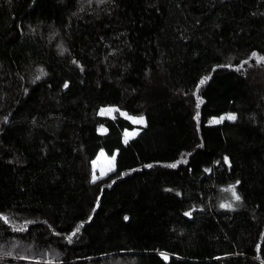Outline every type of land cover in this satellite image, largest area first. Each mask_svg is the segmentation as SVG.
<instances>
[{
  "label": "trees",
  "instance_id": "obj_1",
  "mask_svg": "<svg viewBox=\"0 0 264 264\" xmlns=\"http://www.w3.org/2000/svg\"><path fill=\"white\" fill-rule=\"evenodd\" d=\"M258 56L264 0H0V264H264Z\"/></svg>",
  "mask_w": 264,
  "mask_h": 264
},
{
  "label": "rangeland",
  "instance_id": "obj_2",
  "mask_svg": "<svg viewBox=\"0 0 264 264\" xmlns=\"http://www.w3.org/2000/svg\"><path fill=\"white\" fill-rule=\"evenodd\" d=\"M107 109H113V110H118V111L104 112V114L112 116V115H115L116 113H121V114H124L127 117L131 118L132 120L139 119L142 117L145 121L144 115L142 113L129 114L125 109L121 108L120 106H118L116 104L101 105L98 108V113H101L103 110H107ZM230 115H234V113L231 111L230 112L228 111V112H223L219 115H213L208 119V122L216 121L218 119L221 120V117H228ZM97 129L99 131H102V130L104 131L106 129V126L103 124H99L97 126ZM138 129H139L138 126H135L133 128H129V129H125L124 130V137L127 138V137L135 134ZM115 153H116V151L109 153L103 148H100L97 151L95 156L90 160V178L92 180H94V176H95V179H99L113 169L115 163H114V160L112 158L115 157ZM223 195H224V193H223ZM225 196H226V200H228V201L232 200L230 192L225 193Z\"/></svg>",
  "mask_w": 264,
  "mask_h": 264
},
{
  "label": "snow or ice",
  "instance_id": "obj_3",
  "mask_svg": "<svg viewBox=\"0 0 264 264\" xmlns=\"http://www.w3.org/2000/svg\"><path fill=\"white\" fill-rule=\"evenodd\" d=\"M253 55L256 56L257 54L253 53ZM257 60H258V62H260V63H264V56H258V57H257ZM206 79H207V78H205V80H201V81H200V84L203 85V84L205 83ZM65 87H67V85H65ZM201 103H203V101H202V100H198L196 107L199 108V106H200ZM111 111H118V110L107 109V110H103V111L101 112V114L103 115L104 112H111ZM198 115H199V114L197 113V117H198ZM223 119H224V117H221V120H223ZM227 119H229V120H235L236 117H235L234 115H230V116L227 117ZM133 122H134V123H138V124H143V123H144V119L141 117V118H139V119H134ZM216 122L218 123V122H220V121H216ZM102 131H103V130H102ZM112 159L114 160L115 157H113ZM225 161L227 162V158H225ZM172 166L175 167V165H172ZM94 179H95V176H94ZM229 190L232 191V193H233V195L235 196V199H236V200H239V199H240L239 195H236V193H235V188H234V187H232V188L229 189ZM221 207H231V205H221ZM77 231H78V229H77ZM74 234H75V233H73V235H74ZM69 239H70V237H69ZM165 259H167V257H165Z\"/></svg>",
  "mask_w": 264,
  "mask_h": 264
}]
</instances>
